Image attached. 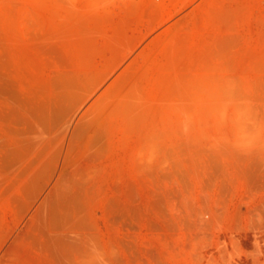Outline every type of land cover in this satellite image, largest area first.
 Segmentation results:
<instances>
[{
	"label": "rangeland",
	"instance_id": "obj_1",
	"mask_svg": "<svg viewBox=\"0 0 264 264\" xmlns=\"http://www.w3.org/2000/svg\"><path fill=\"white\" fill-rule=\"evenodd\" d=\"M113 1L0 0V264H264V0L81 87Z\"/></svg>",
	"mask_w": 264,
	"mask_h": 264
},
{
	"label": "crops",
	"instance_id": "obj_2",
	"mask_svg": "<svg viewBox=\"0 0 264 264\" xmlns=\"http://www.w3.org/2000/svg\"><path fill=\"white\" fill-rule=\"evenodd\" d=\"M208 0H116L111 5L112 42L103 44L101 59L86 69L85 82L99 85L143 76L166 57L164 38L197 25L200 2ZM146 67V69H145Z\"/></svg>",
	"mask_w": 264,
	"mask_h": 264
}]
</instances>
